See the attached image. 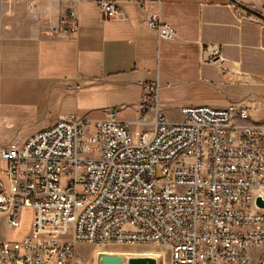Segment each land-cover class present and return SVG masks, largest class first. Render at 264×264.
<instances>
[{"label":"built area","instance_id":"1","mask_svg":"<svg viewBox=\"0 0 264 264\" xmlns=\"http://www.w3.org/2000/svg\"><path fill=\"white\" fill-rule=\"evenodd\" d=\"M94 1L120 15L113 1ZM145 23L173 40L158 15ZM201 51L227 72L219 45ZM158 91L144 83L136 121L116 108L102 119L64 115L0 147V215L15 228L32 210L27 236L0 241V264H77L76 243L157 244L168 264H264V121L236 102L182 107L170 122Z\"/></svg>","mask_w":264,"mask_h":264},{"label":"crops","instance_id":"2","mask_svg":"<svg viewBox=\"0 0 264 264\" xmlns=\"http://www.w3.org/2000/svg\"><path fill=\"white\" fill-rule=\"evenodd\" d=\"M111 1L116 17L94 0H0V147L79 111L102 119L120 105L136 121L143 85L154 81L170 122L182 120L167 114L171 107L236 102L264 121V0H237L259 15L228 0ZM149 14L173 29V40L147 27ZM209 44L221 47L227 72L203 61ZM7 166L0 159L4 186Z\"/></svg>","mask_w":264,"mask_h":264},{"label":"rangeland","instance_id":"3","mask_svg":"<svg viewBox=\"0 0 264 264\" xmlns=\"http://www.w3.org/2000/svg\"><path fill=\"white\" fill-rule=\"evenodd\" d=\"M117 109L119 110L117 117L120 120L127 121V120H132L136 118L134 111L129 107L122 109V107H120L119 105ZM166 112L167 114L174 116L175 118H178L180 116L179 110H176L174 107L168 108ZM84 116L87 119L90 118V116L85 115L84 111H79L77 114V117L79 118H82ZM31 213H32L31 208H24L22 211L21 218H20V225L15 228L9 227L5 229L1 226V223H0V238H6L8 241H20L25 236H27L30 231L31 222H32ZM114 248H122V249L144 248V249H150V250H155V251L157 250L162 254V256L156 257L159 261V264H168V260H169L168 251L157 244H153V245L134 244V245L118 246V245H112V244L97 245V244H92V243H76L74 245V258L77 261V264H100V258L98 257L96 258L94 256V252L97 251V255L102 252H109L111 254H115ZM162 251L164 252V254L162 253ZM123 255L124 253L122 254V256ZM146 255H149V254L148 253L144 254V256Z\"/></svg>","mask_w":264,"mask_h":264},{"label":"water","instance_id":"4","mask_svg":"<svg viewBox=\"0 0 264 264\" xmlns=\"http://www.w3.org/2000/svg\"><path fill=\"white\" fill-rule=\"evenodd\" d=\"M228 1L243 10L249 11L251 13H256L248 7L240 4L237 0ZM100 264H159V261L152 255L133 256L128 258H125L122 255H102L100 258Z\"/></svg>","mask_w":264,"mask_h":264},{"label":"bare ground","instance_id":"5","mask_svg":"<svg viewBox=\"0 0 264 264\" xmlns=\"http://www.w3.org/2000/svg\"><path fill=\"white\" fill-rule=\"evenodd\" d=\"M120 246V245H118ZM114 253L117 255H122L124 253V257H133V256H144V254H149L155 257H160L162 254L159 251L155 250H150V249H144V248H127V249H122V248H114ZM164 254V252L162 251ZM111 254L109 252H102L97 255V251L94 252V256L97 258H101L102 255H115Z\"/></svg>","mask_w":264,"mask_h":264},{"label":"trees","instance_id":"6","mask_svg":"<svg viewBox=\"0 0 264 264\" xmlns=\"http://www.w3.org/2000/svg\"><path fill=\"white\" fill-rule=\"evenodd\" d=\"M255 15H259V14H257V13H254Z\"/></svg>","mask_w":264,"mask_h":264}]
</instances>
